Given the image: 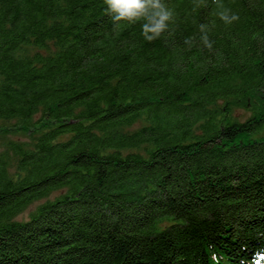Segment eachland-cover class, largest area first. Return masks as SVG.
Returning <instances> with one entry per match:
<instances>
[{
	"label": "trees",
	"instance_id": "obj_1",
	"mask_svg": "<svg viewBox=\"0 0 264 264\" xmlns=\"http://www.w3.org/2000/svg\"><path fill=\"white\" fill-rule=\"evenodd\" d=\"M0 120V264L264 259V0H0Z\"/></svg>",
	"mask_w": 264,
	"mask_h": 264
},
{
	"label": "rangeland",
	"instance_id": "obj_2",
	"mask_svg": "<svg viewBox=\"0 0 264 264\" xmlns=\"http://www.w3.org/2000/svg\"><path fill=\"white\" fill-rule=\"evenodd\" d=\"M251 102L254 104L255 100L254 101H250L249 103H251ZM232 115L237 117V118H239L240 120H244L249 115V113L244 111L243 108H236V109H233ZM13 124H14L13 121L6 122L5 120H0V126L4 125V126L10 127L12 129L13 128V126H12ZM7 136L11 137V138H14V139H20V140L25 139V135L23 134V132H18L17 134H13V135L9 134ZM35 206H36V203H33L31 206H29L27 208V210H25L22 214H20L18 216V219H20V218L26 219L28 214H29V212L32 211Z\"/></svg>",
	"mask_w": 264,
	"mask_h": 264
}]
</instances>
